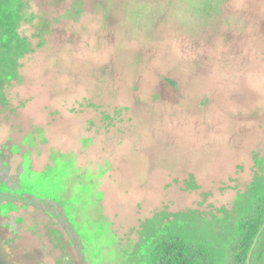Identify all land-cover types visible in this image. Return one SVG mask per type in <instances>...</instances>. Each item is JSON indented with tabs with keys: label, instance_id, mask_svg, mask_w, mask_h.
<instances>
[{
	"label": "rangeland",
	"instance_id": "obj_1",
	"mask_svg": "<svg viewBox=\"0 0 264 264\" xmlns=\"http://www.w3.org/2000/svg\"><path fill=\"white\" fill-rule=\"evenodd\" d=\"M25 1L30 51L0 40V203L21 205L0 216H46L78 264L171 235L229 264L262 175L264 0Z\"/></svg>",
	"mask_w": 264,
	"mask_h": 264
},
{
	"label": "trees",
	"instance_id": "obj_2",
	"mask_svg": "<svg viewBox=\"0 0 264 264\" xmlns=\"http://www.w3.org/2000/svg\"><path fill=\"white\" fill-rule=\"evenodd\" d=\"M27 8L25 0H0V40L14 43L19 53L30 51V43L19 34ZM14 56L18 57V53H14ZM3 62L15 63V60L4 58ZM250 191L248 206L235 225L238 241L233 246V264L251 263L255 241L264 225V182L257 183ZM145 244L147 251L144 252L142 264H218L220 260L210 244L180 235L153 238Z\"/></svg>",
	"mask_w": 264,
	"mask_h": 264
},
{
	"label": "flooded vegetation",
	"instance_id": "obj_3",
	"mask_svg": "<svg viewBox=\"0 0 264 264\" xmlns=\"http://www.w3.org/2000/svg\"><path fill=\"white\" fill-rule=\"evenodd\" d=\"M258 161L262 163V175L258 184H262V182H264V154L262 158L258 159ZM17 201V199L8 198L6 201L1 202L0 205L7 202L15 207L18 205L21 206L19 201ZM21 204L23 205V203ZM24 206H26L25 210L20 207L17 212L29 211V213H33L36 210L35 208L40 207L37 204L26 203H24ZM32 209H34V211H32ZM11 212H9V214ZM23 217L30 222V228L19 223L17 224L16 222L13 224L11 222V216H0V264H78L74 261L72 255L68 251L69 248L72 247L70 239L67 238V244L63 245L65 243L63 240L65 234L62 229L55 227L57 224L50 229L48 228V220L46 219V216L31 215ZM50 217L53 218L54 216ZM41 225L43 226L44 231L45 228L50 229L47 237L48 239L44 238V231H41ZM263 235L264 225L262 231L259 233L258 239L255 241L256 244L251 253L252 261L250 264H264V245L263 248L257 251V247L260 245ZM232 241L235 245L238 241V236L235 235ZM41 247L46 248L45 255L40 254ZM60 251L62 253L61 258H59ZM259 257L261 258L259 259ZM218 264L227 263L225 259H221ZM229 264H233V260H231Z\"/></svg>",
	"mask_w": 264,
	"mask_h": 264
}]
</instances>
